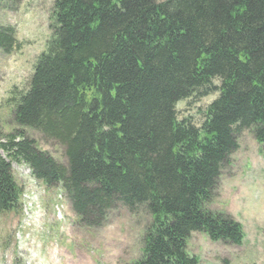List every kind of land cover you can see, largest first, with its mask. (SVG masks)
<instances>
[{
	"label": "trees",
	"instance_id": "1",
	"mask_svg": "<svg viewBox=\"0 0 264 264\" xmlns=\"http://www.w3.org/2000/svg\"><path fill=\"white\" fill-rule=\"evenodd\" d=\"M48 27L25 87L9 91L0 214L19 206L14 161L59 186L80 227L118 207L149 215L132 264H199L194 231L240 244L242 225L208 203L241 130L264 149V0H54ZM14 36L0 26L1 51L20 48ZM211 91L198 126L177 118V101Z\"/></svg>",
	"mask_w": 264,
	"mask_h": 264
},
{
	"label": "rangeland",
	"instance_id": "2",
	"mask_svg": "<svg viewBox=\"0 0 264 264\" xmlns=\"http://www.w3.org/2000/svg\"><path fill=\"white\" fill-rule=\"evenodd\" d=\"M53 2L21 0L15 10L0 9V26L13 27L20 42V48L11 52L0 50V132L12 126L7 104L10 89L25 87L32 64L50 36L48 15ZM216 96V91L195 93L177 101V118L198 126L203 110ZM27 132L40 150L65 162L60 145L44 142L36 131ZM11 167L21 196L16 210L0 214V264H132L139 256L140 235L149 220L142 209L132 213L118 207L100 227H80L59 186L46 187L22 163L13 161ZM208 208L232 216L242 225L244 237L234 245L192 232L187 249L199 264H264V149L249 130L237 134V148L221 171Z\"/></svg>",
	"mask_w": 264,
	"mask_h": 264
}]
</instances>
